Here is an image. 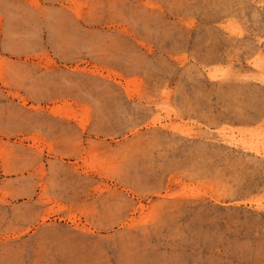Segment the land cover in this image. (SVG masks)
Wrapping results in <instances>:
<instances>
[{
	"label": "rangeland",
	"instance_id": "obj_1",
	"mask_svg": "<svg viewBox=\"0 0 264 264\" xmlns=\"http://www.w3.org/2000/svg\"><path fill=\"white\" fill-rule=\"evenodd\" d=\"M0 264H264V0H0Z\"/></svg>",
	"mask_w": 264,
	"mask_h": 264
}]
</instances>
